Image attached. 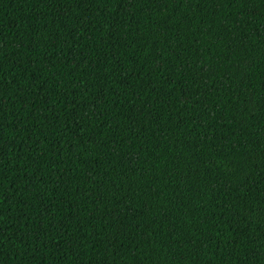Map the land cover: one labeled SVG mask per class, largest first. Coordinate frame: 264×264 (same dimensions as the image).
Returning a JSON list of instances; mask_svg holds the SVG:
<instances>
[{
  "label": "trees",
  "instance_id": "1",
  "mask_svg": "<svg viewBox=\"0 0 264 264\" xmlns=\"http://www.w3.org/2000/svg\"><path fill=\"white\" fill-rule=\"evenodd\" d=\"M0 264H264V0H0Z\"/></svg>",
  "mask_w": 264,
  "mask_h": 264
}]
</instances>
